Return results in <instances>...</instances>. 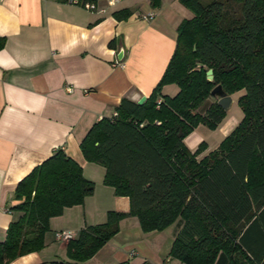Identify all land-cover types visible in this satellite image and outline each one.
<instances>
[{"label":"trees","instance_id":"trees-1","mask_svg":"<svg viewBox=\"0 0 264 264\" xmlns=\"http://www.w3.org/2000/svg\"><path fill=\"white\" fill-rule=\"evenodd\" d=\"M61 1L84 7L100 0ZM179 1L194 17L179 25L174 55L150 97L142 105L123 99L117 116L94 124L80 145L87 162L105 168L104 184L129 198L130 211H110L106 223L88 226L68 241L67 256L74 263L51 264L90 260L127 217L138 218L144 233L181 219L185 224L172 258L182 264H229L219 255L223 238L214 234L223 233L225 202L235 194L244 210L254 204L264 217V0ZM129 15L120 11L114 17ZM4 45L0 39V50ZM209 70L213 81L207 80ZM167 85H176L177 95H163ZM216 87L227 96L244 91L238 100L244 116L217 150L198 159L206 144L193 153L184 140L199 125L215 130L225 120L218 101L199 111L216 98ZM94 191L82 167L62 151L36 167L17 186L19 204L13 210L21 216L0 243V264L42 251L50 220L84 204Z\"/></svg>","mask_w":264,"mask_h":264},{"label":"crops","instance_id":"crops-1","mask_svg":"<svg viewBox=\"0 0 264 264\" xmlns=\"http://www.w3.org/2000/svg\"><path fill=\"white\" fill-rule=\"evenodd\" d=\"M111 1L100 0L89 10L61 0H0V39L5 40L0 50V243L21 216L13 210L19 204L18 184L57 151L76 161L95 184L84 204L50 220L42 251L9 264L74 263L67 256L68 242L57 240V232L76 238L86 227L106 223L110 211H130L129 198L104 184L105 168L87 162L80 145L94 124L116 114L123 99L139 104L150 97L174 55L179 25L194 14L179 0ZM120 11L130 15L117 20L114 14ZM149 14L154 18L145 20ZM178 91L167 85L162 94L174 97ZM239 123L224 120V137ZM202 140L194 130L184 143L194 153ZM205 144L198 159L218 149ZM231 197L225 202L223 233H214L223 238L219 255L229 264H264L261 209L252 204L245 211V204ZM184 224L178 219L162 231L144 233L138 218L127 217L119 233L83 264H182L170 254Z\"/></svg>","mask_w":264,"mask_h":264},{"label":"rangeland","instance_id":"rangeland-1","mask_svg":"<svg viewBox=\"0 0 264 264\" xmlns=\"http://www.w3.org/2000/svg\"><path fill=\"white\" fill-rule=\"evenodd\" d=\"M212 1L213 0H201V3L202 4H208ZM231 6L232 7L235 6L234 3H231ZM233 8H235V7H233ZM243 94H244V91H241V92H238V93H235L234 95H232L233 96L232 97L233 103H232V106L230 107V109L227 111L225 121L230 119V118H235L237 121L240 120V122H241L244 114H243L242 108L238 104V100H239L240 96H242ZM214 101H218V98L210 99L206 103L204 108L199 110L200 113H203L205 111V109ZM195 130H197V133L203 137L201 144H204L206 142L210 146L211 150H214L217 147H219L221 145L222 141L225 139L224 135L221 132L220 125L215 130H211L204 125H199ZM203 141H205V142H203ZM205 151H203L201 154H203Z\"/></svg>","mask_w":264,"mask_h":264},{"label":"water","instance_id":"water-1","mask_svg":"<svg viewBox=\"0 0 264 264\" xmlns=\"http://www.w3.org/2000/svg\"><path fill=\"white\" fill-rule=\"evenodd\" d=\"M207 80L208 81H213L214 80V73H213V70H209L207 72ZM212 94L218 98V104L227 112L231 105H232V98L231 96H227L225 94H223L221 92V88L220 87H216L214 89V91L212 92ZM146 97H143L140 101H139V104L142 105L143 103L146 102Z\"/></svg>","mask_w":264,"mask_h":264},{"label":"built area","instance_id":"built-area-1","mask_svg":"<svg viewBox=\"0 0 264 264\" xmlns=\"http://www.w3.org/2000/svg\"><path fill=\"white\" fill-rule=\"evenodd\" d=\"M114 2H117V0L111 1L110 4L114 5L115 4ZM70 3H76V2L70 1ZM85 7L87 9H89V10H94L95 9V5H93V4H86ZM143 18L145 20H150V19L154 18V15L153 14H149L147 16H143ZM66 90L68 92H72L73 91V89L71 87H67ZM160 104H161V100H158V105H160ZM114 116L116 117L117 114H115ZM74 238H75L74 233L69 232V231H63V232H57L56 233V239L59 240V241H64V242L67 241L68 242V241H70V240H72Z\"/></svg>","mask_w":264,"mask_h":264}]
</instances>
